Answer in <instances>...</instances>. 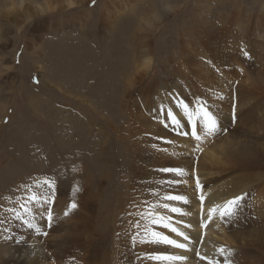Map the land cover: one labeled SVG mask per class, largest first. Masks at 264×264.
<instances>
[{"label":"rangeland","instance_id":"rangeland-1","mask_svg":"<svg viewBox=\"0 0 264 264\" xmlns=\"http://www.w3.org/2000/svg\"><path fill=\"white\" fill-rule=\"evenodd\" d=\"M21 1H24L22 9L18 6ZM205 1L208 4L210 2V10L197 4L199 0H0V215L6 208H10V205L12 208H19L17 198L25 195L22 185H34L35 181L55 178L57 190L53 206L54 219L58 218L64 222L62 227L57 225L63 230L72 227L76 209L65 217V208L74 201L72 193L75 190L79 195L84 190L82 172L87 170L96 174L104 169L105 164L99 160L102 159L101 153L103 154L107 148V152L117 163L113 165L112 170L114 181L109 189L104 191L102 204L98 208L99 222L96 219L87 223H94L91 225L93 230L90 234L95 233V244L98 245L101 261L107 257L115 244L114 239L109 232L107 235L97 236V229L101 228L104 222L106 230L111 216L118 217L115 213L127 200V193L126 195L124 193L132 176L141 169L142 163L151 164L152 162L146 158L154 155L149 149L135 145L130 140V131L125 126L132 112L137 110L141 114L144 113L148 122L147 127L151 126L152 122L157 125V129L161 128L162 131L178 136L171 128H163V125L153 120L151 110L159 108L162 101L167 106L175 105L170 97L165 96V92L191 102L197 96L206 99L217 84L225 86L222 79L229 77L231 72L237 70L240 72L233 84L237 83V80L241 83L245 81L240 64L238 66L235 64L230 72L225 73L226 76L223 73L207 76L205 72H199L200 63H203L202 67L208 69V66L204 65L209 63L212 66L214 62L206 54L195 31L198 27L205 28L211 49L215 46L230 47V54L235 55L238 60L242 53L240 50L237 52L238 50L231 49L233 37L228 38L225 35L237 33L242 36L237 47L240 49L243 42L249 51L252 48L251 37L256 30L255 22L263 12L264 0ZM14 3L17 4L18 12L23 15L19 21L11 23L4 13ZM47 5L50 7L47 13L36 14L32 18L24 13L26 11L24 7L37 12L38 7ZM107 6L110 7V21L104 22ZM222 18L227 22L225 28L229 29L220 34L216 30L223 24ZM183 33L187 35L184 39L188 41V46L193 47L195 44L193 50H188L184 46ZM146 44L152 58L150 66L143 69L141 58L143 46ZM185 58L190 59L188 65L190 68L183 67L182 75H178L181 61L186 60ZM257 69L263 71L259 64L254 65L251 71ZM135 80H138V84ZM240 82L238 84H241ZM153 83L157 88L150 89ZM236 92L238 91L228 92V95L223 96L232 101L230 94L233 97L235 93L237 101L239 96ZM229 106L231 110L232 102L227 105ZM231 113L232 110L230 116ZM241 124L243 123L237 122L234 126L230 124L226 127L228 128L226 134L208 139L209 141L205 140L206 147L213 151L217 145L221 146L225 135L234 133L236 129L234 127ZM136 154L144 157V162L137 159L120 173V162L124 156L127 155V160L132 162L130 155L134 157ZM155 155L152 158L157 160L158 156ZM33 190L38 194L44 189L34 187ZM106 200L111 205H105ZM8 222L9 220H5L0 226L9 229ZM10 222L16 223L12 215ZM60 230L53 225L49 230V236L58 234ZM41 239L45 242L46 248L51 245V239L53 241V238L48 237ZM0 243V264L9 263V256L11 261L12 258L25 257L18 255L21 251L16 250L18 244L14 241L11 246L7 245L8 241L5 240ZM198 243L199 240L193 242L195 250L199 249Z\"/></svg>","mask_w":264,"mask_h":264},{"label":"bare ground","instance_id":"bare-ground-1","mask_svg":"<svg viewBox=\"0 0 264 264\" xmlns=\"http://www.w3.org/2000/svg\"><path fill=\"white\" fill-rule=\"evenodd\" d=\"M23 4H24V1H21L20 5L18 6L22 9ZM70 4L75 5L74 3H70ZM197 4L209 10L211 8L210 2L208 4L207 1L205 0H199ZM16 5L17 4L14 3L12 6L8 7L4 13L5 14L4 16L11 23L19 21L18 19L20 18V16L23 15V13L18 12ZM49 9L50 7L47 5L45 7H38L37 12H35L32 9L28 10L27 8L24 7V10H26L24 13H27V15L32 18L36 14H41L44 12L47 13V10ZM262 9H263L262 14L258 16L259 18L255 22L256 30L251 37L250 43H251L252 48H250L249 53L252 59L250 60L246 59L244 56L242 57L241 54L239 55V59L237 60L235 55L230 54L231 52L230 47L215 46L214 48L211 49L209 47L207 32H205V28L198 27L196 28V31H195L196 34L198 35L197 37L200 38V42L202 43L203 48L206 50V54L211 58V61L214 62L212 66L209 65V63L204 65V66H208V69L205 67H202L203 63H200L199 65L201 67L198 65L200 67V70H198L199 72H205L207 76L213 73L225 74V73L230 72L232 70V67L235 64L237 66L239 64L241 65L242 69L240 68V70L243 71V77H245L244 78L245 81L241 83L239 80H237V83L235 82V84H233L235 77L238 76L240 72L238 70L235 72H231L230 73L231 77L230 76L224 77V79H222L225 82L224 84L225 86L221 87V86H217L218 84L215 85L216 83L215 84L213 83L215 86L206 99H208L212 103L214 110L219 112L220 118H222L221 123L225 127H227L228 125L232 124V121L230 118L231 117L230 112L232 109L230 110V106L227 107V105H230L232 101H229L228 98H225V97L223 100H218L216 99V94L218 93L220 94V91H221V95H225V94L228 95L227 94L228 92L233 93L235 91H238L236 92L238 93L236 95L239 96L236 101L237 106H238L237 116H238V122H242L243 124H241V126L239 127L238 126L234 127L236 128L234 133L232 132L230 135H225L226 138L223 141V144L219 147L217 145V147L213 151L210 150L208 146L207 147L209 149L206 147L207 145L206 142H203L201 145L202 151H196L194 149H195V145L197 144V141H195L194 139H191L189 137L180 138L178 136L173 135L172 133L168 131L160 130L161 128L157 129L158 128L157 125L155 126L154 123L152 122H151V126L147 127L148 122H147V119L144 117L145 114L143 112L142 113L144 115L141 114V112H138L137 110L136 112H132V114L130 113L132 116L130 120L128 121V123H126L128 126L127 125L125 126L130 131V134H131L130 140L133 143H135V145L142 146V147L144 146L146 149H149L151 153L152 152L154 153V155L157 154L155 156H158L157 157L158 159L156 158L157 160H154L152 158V156H154L153 154L150 157L146 156L147 157L146 159L152 163L151 164L142 163L141 169L138 170V172L132 176L130 183L127 185L128 189L124 193V195H126L127 193L126 195L127 200H125L123 205L120 203L122 207L119 211H117V213H115L116 211L114 212L115 214H117L118 217H115L114 214H113L114 215L113 217L111 216L109 220V225L107 226L106 230H104L105 228L103 225L104 222L102 223L101 228L99 227L100 229L99 228L97 229V236L107 235L109 232L112 234V237L114 239L115 244L113 248L107 254V257H105V259L101 261L98 245L95 244L96 243L95 233L90 234V232H92L93 230L91 225L94 223L87 224L88 222L92 220L95 221L96 219H98L97 222H99L100 217L98 218V208H99V205L102 204V201H103L102 197H103L104 191L108 190L110 185L114 181L112 177V172H113L112 170H113V165L116 162L113 161L114 159L113 156L111 157V155H109V153L107 152V148H105L103 151V154L101 153L102 159L99 160L103 162V164H105L104 169L101 170L103 174H101V172L92 174L91 172H88L87 170L86 171L84 170L82 172V176L84 178V184H85V186L83 187L84 190L82 194L80 195L78 194V191L76 190L75 192L72 193L73 200L78 204V207L74 214V219L72 221L73 225L72 227H69L63 230V228L57 227V225H61L62 227L64 222L58 218H55L53 225H55V228H57V230L58 229H61V230L59 233L55 231L58 234L48 237V238H53V241L51 239L52 243L51 245H49V247L47 248L45 247L46 246L45 242L39 243L38 241L41 240V237L35 236L20 221L17 222V220H15L16 223L12 224L10 222V218L12 214L6 211L7 208L3 212H1L2 214L0 215L1 218H6L5 220H9L8 223L10 226L8 225V227L10 229V234L14 235L16 238H19L21 236L24 237V241L21 244L16 246V250H18V252L21 251L18 255H24L25 257L12 258V261H11V259L9 260V257H10L9 256L8 257L9 263L12 262V264H15V263L16 264H45L46 259H47V252L42 251L45 248L47 249L48 252H52L53 257H55V264H140V261L135 259V255L137 252L141 254H143L144 252H149L153 254H156V253L180 254L181 250L174 249L169 246H163V245H141L137 247L134 252L129 246L130 245L129 233L131 231H134V229L132 228V225L128 223L129 220H133L136 218L135 213L136 211H138V209L131 207L133 203H135L137 200H145V199H147L149 202L153 201L154 197L151 195L150 190L155 189L157 187H161L156 184L157 180L161 178H165V177L169 179L176 178L172 174H157L153 170L158 169L160 167H164V166H173V167L179 166L187 170V175L182 178L186 180L187 183L174 185L171 189L161 188L160 194H163V192L165 191H170L173 193L183 194L188 197L189 204L187 205L178 204L177 206L182 207L185 212L189 213V215H186V216H175V214H172V215L174 216V220L179 219V220L184 221L185 223H190L193 225V227L191 228H184L183 224H181L180 227L183 231H185L190 236L191 240H193L194 243H196L199 240V243H198L199 245L197 247L199 248L198 251L202 255H206L209 258H220L219 253L217 252V249L221 247H225V248H230L234 250L237 264H264V68H263L264 67V5ZM110 13H111L110 7L108 6L105 7L104 17L106 16V18L104 22L110 21L109 19ZM249 17L250 16H248V18ZM221 23L223 24L219 26L220 28L217 27V30H216V32L218 33L220 32L223 33L226 31V29L227 30L229 29V28H225L227 27V25L225 26V23L227 22H224L223 18H222ZM257 28H260V29H257ZM241 31H243L242 28H241ZM225 37H228V38L233 37L234 42H232L233 44L231 46V49H233V51L238 50L237 52H239L240 49H238L237 43L240 42V39L242 38V36L238 35L237 33L236 34L226 33ZM184 38H187L186 33H183L184 46L188 50L189 49L193 50L192 48L194 47L195 44L193 45V47L188 46L187 45L188 41L185 40ZM194 51L196 52L195 49ZM142 55L143 56L141 58V62H142L141 65L143 69H147L151 64V58H152V54L150 53V49L147 44L143 46ZM185 59L186 60L181 61V67L177 71L178 75H182L181 72L183 71L182 70L183 67L186 68L190 63V59L188 58H185ZM256 64L260 65V69H263L262 72L259 69L255 71L254 70L251 71L253 66ZM135 75H136V72H135ZM185 77L186 76H184L183 78L186 79ZM137 78L138 77H136V79ZM229 78H231V80ZM154 81H157V80H154ZM238 81L241 84H238L239 83ZM130 82L133 83V81H130ZM135 82L136 84H138L137 83L138 80H135ZM135 82H134V86L136 87ZM107 86H110V85L107 84ZM130 86L132 87V84ZM155 88L157 87L153 83L150 89H155ZM128 92L130 93V91ZM180 93H183V92H180ZM230 97L232 98V94H230ZM170 107H173L174 111L179 112V109L176 108L174 104H172ZM121 109L122 108H120V110ZM134 113L136 115H134ZM146 133H150L151 135L146 136L145 135ZM156 137H163L167 140H174L176 141V145L175 146L165 145L163 144L162 141L156 140L155 139ZM127 138L129 139V137ZM101 140L103 139L101 138ZM153 144H156L157 148H153ZM164 147L168 149L167 152H164L162 150ZM174 151L179 152L180 155H172ZM131 152H133V150ZM85 155L86 154H84V156ZM130 157L132 159V162L129 159L127 160V155L124 156V158L122 159V162L119 161L120 162V173H123V170L125 168L127 169L129 163L133 164V162L134 161L136 162L137 159L139 160L141 159V162H144V157L140 155L136 154L134 155V157L130 155ZM197 176L200 178V182L204 186L203 195L205 196V203H204L205 211L203 214H201V205H200V200H199V195L201 193L196 190V186H195V178ZM242 193H248V196L246 197V201H245L246 206L243 212L240 214L238 221L225 225L219 220L218 216L214 217L212 221L206 220L207 210L211 206L215 204H223L228 199H231L232 197L236 195H240ZM107 202L108 200H106L105 205L107 206L111 205L110 203H107ZM168 203L175 204L176 202H168ZM10 208H12L11 205H10ZM130 211L134 213L132 217H129L127 215V213ZM102 220L103 218L101 219L100 223L102 222ZM104 221H105V218H104ZM202 221L207 224V227H201ZM66 224L70 225V223H66ZM0 228H3V227L0 226ZM156 230L164 231L166 234L172 235L173 238L182 240V238L175 237V234L168 233L166 229L157 227ZM117 232L121 233L119 237L117 236ZM5 234L6 233L0 232V242L4 240L3 236ZM34 242H35V249L37 252V255L35 257L31 255V252H32L31 246L34 244ZM11 243L12 241L10 240L8 241L7 245L11 246ZM193 246L195 247V245L193 244L190 245V247H193ZM11 250L13 251V246L11 247ZM185 254L189 256V260L185 262V264H207L206 261H201L198 258H195L194 251H191ZM9 263H6V264H9ZM143 264H167V262L150 261L145 258L143 260Z\"/></svg>","mask_w":264,"mask_h":264},{"label":"snow or ice","instance_id":"snow-or-ice-1","mask_svg":"<svg viewBox=\"0 0 264 264\" xmlns=\"http://www.w3.org/2000/svg\"><path fill=\"white\" fill-rule=\"evenodd\" d=\"M240 52L246 59H252L249 51L241 43ZM19 63V60H17ZM242 71V70H241ZM38 83V81H36ZM211 91V90H210ZM166 97H170L174 101L176 108L179 112L174 111L173 107L167 106L161 102L159 108L152 109L153 120L163 125L164 128H171V130L178 136L189 137L197 141L195 145L196 151H202L201 145L205 140L215 138L219 135H224L228 132L220 120L219 112L214 110L212 103L204 97H194L191 102H186L184 99L174 96L170 92H165ZM216 99L223 100L224 96L216 94ZM163 117V119L161 118ZM231 121L234 126L238 122L237 116V103L235 93L232 97V113ZM189 130H185V129ZM146 136H150V133H146ZM158 141H162L165 145H176V141L167 140L163 137H156ZM153 148H157L156 144H153ZM167 152L168 149L164 147L162 149ZM172 155H180L179 152H173ZM157 174H172L176 178H161L156 181V184L161 186L155 189H151L150 193L154 197L153 201L149 202L145 200H137L131 205V207L138 209L135 213V219L129 220L128 223L132 225L134 231L129 233L130 248L135 252L136 248L141 245H163L169 246L174 249L181 250L180 254H163V253H149L143 254L137 252L135 259L143 264V260L146 258L150 261L167 262V264H185L189 260V256L185 253L194 251L195 256L201 261H206L207 264H237L234 250L230 248L221 247L217 249L220 258H209L206 255H202L194 247H190L193 244L190 236L181 229L180 225L183 224L184 228L193 227L190 223H185L182 220L175 219V216L189 215L178 204H189V199L186 195L165 191L161 193V188L171 189L174 185L187 183L182 179L187 175V170L179 166H164L158 169H154ZM179 178V179H177ZM196 190L200 192L199 200L201 205V214L204 213L205 196L203 195L204 186L200 182V178H195ZM25 195L21 198L18 197L19 208H8L7 212L12 214V218L20 221L27 227L35 236L47 238L49 237V230L52 229L54 224L53 206L56 201L57 181L55 178H45L42 181H35L34 185L24 184L22 185ZM44 189L37 194L33 189ZM248 193H242L236 195L231 199H228L223 204H215L207 210V221H212L214 217L218 216L219 220L228 225L236 222L239 219L240 214L243 212L246 204V197ZM168 202H176L168 203ZM78 204L73 201L68 208L64 211V216L67 217L70 212L77 209ZM167 213V214H166ZM127 215L132 217L133 212H128ZM6 218H0V225L5 223ZM46 221V223H42ZM202 227H207V224L202 221ZM157 227L166 229L168 233L175 234V237L182 238L176 239L172 235L166 234L164 231L156 230ZM0 232L6 233L3 236L5 241H14L16 244H21L24 241V237L16 238L10 234V229L0 228ZM121 235L117 232V236ZM183 241V242H182ZM43 243V239L38 241ZM31 255L35 257L37 255L35 249V242L31 246ZM42 251L47 252V259L45 264H55V257L52 252H48L47 249ZM222 258V259H221Z\"/></svg>","mask_w":264,"mask_h":264}]
</instances>
